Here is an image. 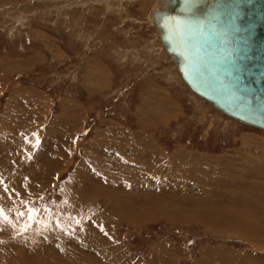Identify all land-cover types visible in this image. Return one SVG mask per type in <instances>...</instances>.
<instances>
[{
  "label": "rangeland",
  "instance_id": "rangeland-1",
  "mask_svg": "<svg viewBox=\"0 0 264 264\" xmlns=\"http://www.w3.org/2000/svg\"><path fill=\"white\" fill-rule=\"evenodd\" d=\"M155 2L0 0V264H264V129L199 99L159 57ZM141 134L169 153L154 182L174 181L137 187L151 219L101 173ZM181 152L194 155L172 162Z\"/></svg>",
  "mask_w": 264,
  "mask_h": 264
},
{
  "label": "water",
  "instance_id": "water-1",
  "mask_svg": "<svg viewBox=\"0 0 264 264\" xmlns=\"http://www.w3.org/2000/svg\"><path fill=\"white\" fill-rule=\"evenodd\" d=\"M157 21L191 88L264 128V0H173Z\"/></svg>",
  "mask_w": 264,
  "mask_h": 264
},
{
  "label": "bare ground",
  "instance_id": "bare-ground-1",
  "mask_svg": "<svg viewBox=\"0 0 264 264\" xmlns=\"http://www.w3.org/2000/svg\"><path fill=\"white\" fill-rule=\"evenodd\" d=\"M104 1V0H103ZM143 1H146V0H138V2L141 4ZM102 2V1H101ZM124 3V2H123ZM131 3V2H130ZM135 3V2H134ZM137 3V2H136ZM149 3V2H148ZM172 3H173V0H156V2H155V5L153 6V4H152V6H153V9L150 11V19L149 20H151L150 22H152L153 23V26L155 27V31H156V34H157V40H155L154 42H155V46H157L158 47V49L160 50L161 49V51H159L160 53H159V57H161V56H166V58H168V59H170V60H172L173 61V65H174V68H176V71H177V73H178V76H180V78L182 79V81L186 84V86L192 91V93H194L195 95H197L198 97H199V99H201L202 101H206V102H208V103H210L213 107H215L217 110H219V111H221L222 113H224L225 115H227V116H229L230 118H232V119H234V120H237V121H240V122H242V123H245V124H247V125H251V126H254V127H257V128H260V129H264L263 127H260V126H257V125H253V124H250V123H248V122H244V121H242V120H240V119H237L236 117H234V116H232V115H230L229 113H227V112H225L224 110H222V109H220L219 107H217L212 101H210V100H208V99H206L205 97H203V96H201V95H199L197 92H195L192 88H191V86L185 81V79L183 78V76H182V73H181V71H180V69H179V66H178V64H177V57H176V55H174L173 53H170L169 51H168V49H167V45H166V43H164V41L162 40V37H161V32H162V30H161V27H160V25L158 24V21H157V19H158V17H160L161 15H163V13L165 12V11H167L171 6H172ZM139 4V5H140ZM142 5H144V3L142 4ZM110 6H112V5H110ZM109 6V7H110ZM142 7V6H141ZM144 7V6H143ZM143 9V8H142ZM147 19V18H146ZM153 19H154V22H153ZM150 45V44H149ZM154 45V44H153ZM150 49V48H149ZM120 52V51H119ZM162 58V57H161ZM156 62V61H155ZM176 73V74H177ZM26 91V90H25ZM30 91V90H29ZM32 91V90H31ZM31 91H30V93H31ZM28 92V91H27ZM37 92V91H36ZM34 93V92H33ZM36 94V93H35ZM29 95V94H28ZM39 95V94H38ZM30 97V96H29ZM38 97V96H37ZM158 99H160V101L162 102V103H164L165 102V104L164 105H166V104H171L173 101L171 100V99H169V98H167V96L163 93V92H161V91H159V95L158 96H156ZM38 100V99H37ZM42 99H40V101H41ZM28 101H31V100H28ZM43 101V100H42ZM154 101H156V100H154ZM45 103V102H44ZM34 104V103H33ZM153 104V103H152ZM157 104V103H156ZM46 105V104H45ZM162 105V104H161ZM175 105H176V108L177 109H180V106L179 105H177V103L175 102ZM34 106H36V105H34ZM38 106V105H37ZM41 106H43V105H41ZM39 107V106H38ZM175 107V106H174ZM173 107V108H174ZM33 108V107H32ZM165 108V107H164ZM36 109H38V108H36ZM177 109H175V110H177ZM33 110V109H32ZM28 111V110H27ZM37 111V110H36ZM46 111V110H45ZM44 111V112H45ZM181 111V110H180ZM23 112V111H22ZM34 112V111H33ZM38 112H39V110H38ZM41 112H43V110L41 111ZM43 112V113H44ZM32 113V112H31ZM36 113V112H35ZM34 114V113H33ZM78 114V113H77ZM81 114V113H80ZM172 114V113H171ZM26 115V114H25ZM29 115V114H28ZM169 115V114H168ZM19 116V115H18ZM19 118V117H18ZM43 118V117H42ZM45 118V117H44ZM166 119V118H165ZM12 125V124H11ZM15 125V124H14ZM18 130V129H17ZM118 130V129H117ZM116 130V131H117ZM122 133V132H121ZM124 135V134H123ZM105 136V135H104ZM101 137V136H100ZM108 137V136H107ZM154 137V136H153ZM102 138V137H101ZM121 139V138H120ZM153 139V138H152ZM152 139H150V138H148V136H142L141 138H140V142H141V144H140V146H139V151H134V150H129L127 147L125 148V149H123V150H121L122 152H126V150L127 151H129V156H121V157H119V160H116L117 159V157H115V156H111L110 157V161H113V164L114 165H112L113 166V170H114V176H113V178H110V176H109V172L108 171H104V170H106L107 169V167H108V163L107 164H105L102 168H104L103 170H102V174H103V176L105 177V179H111L112 180V182H113V184L111 185V186H119L120 185V183L123 185V183L125 184V185H128V187L130 186V187H132V189H134L135 190V192L133 193V196L132 197H130V199H129V201L128 200H125V199H123L122 197L119 199V200H121V201H127V202H129V203H127V205L129 206L130 205V208H135L136 209V212H137V217H138V215H144L145 213H146V211H154L155 210V206H157V203H155L153 200H151V197H147L146 199L144 198V197H142V195H138V186H140V185H142V184H147V185H149V183L151 184L152 182L153 183H155V185L157 184V186H162V185H172V183H174V181H171L170 180V178H168V181L165 183V182H163V181H160V182H154V181H158V178L162 175L161 173H158L157 172V174H156V169H159V170H162V171H164V169L166 170V166H165V168H164V165H161V166H158V161L159 160H161V159H164L165 160V158H166V156L168 157L169 156V153L168 152H165L166 154H164V152L158 147V145L156 144V143H154V140H152ZM157 139V138H156ZM131 141H133V140H131ZM120 142H121V140H120ZM133 142H136L138 145H139V141H133ZM100 143H102V142H99L98 144L100 145ZM118 143V142H117ZM123 144H124V142H122ZM111 144V143H110ZM112 144H113V142H112ZM115 144H116V142H115ZM120 144V143H119ZM135 144V143H134ZM134 144H132V145H134ZM106 145V144H105ZM117 145V144H116ZM102 146V145H101ZM107 146V145H106ZM114 147V146H113ZM113 147H110L111 148V150H112V148ZM124 147H125V144H124ZM109 148V147H108ZM184 148V147H183ZM106 149V148H105ZM116 149V148H115ZM119 150V149H118ZM118 150H115V151H118ZM137 150V149H136ZM230 150V149H229ZM108 151V150H107ZM227 151V150H226ZM120 152V151H119ZM118 152V153H119ZM121 153V152H120ZM187 152H181V153H178V154H181V156L182 155H184V154H186ZM133 154H135V156L133 155ZM177 154V155H178ZM117 156V155H116ZM133 156H134V158H133ZM206 157H207V155H205ZM201 157V156H200ZM202 158V157H201ZM137 159V160H136ZM183 158L181 157V159L179 158V160H182ZM102 160V159H101ZM179 160H175V162H178ZM212 160V159H211ZM115 162V163H114ZM172 162H174V161H172ZM200 161H198V163H199ZM125 163V164H124ZM162 163V162H161ZM188 163H190V167H188V170H192L193 169V167H195V166H193L191 163V161L190 162H188ZM202 163V162H201ZM103 164V163H102ZM167 164V163H166ZM172 164V163H171ZM171 164H169L168 165V167L170 168V165ZM203 164V166L201 167V168H203L204 167V163H202ZM186 165V164H185ZM111 166V165H110ZM184 168H185V166H184ZM190 168H192V169H190ZM101 169V168H100ZM119 170H120V172H119ZM156 170V171H155ZM168 170V169H167ZM125 171H132V172H125ZM206 171V170H205ZM205 171H201V173H200V175L202 176V175H204L205 176ZM99 172V173H100ZM124 172V173H123ZM183 172V171H182ZM165 173V172H164ZM184 173H186V171L184 172ZM180 174V173H179ZM178 174V175H179ZM187 174V173H186ZM174 175H176V174H174ZM163 177L165 176L164 174L162 175ZM185 176V175H184ZM180 177H182V175L180 176ZM166 178H167V176H166ZM173 178V177H172ZM177 178V177H176ZM164 179V178H163ZM186 179H188V178H186ZM160 180V179H159ZM181 180H182V178H181ZM192 180V179H191ZM248 180V179H247ZM255 180V179H254ZM188 181V180H187ZM178 182V181H177ZM184 183V182H183ZM209 183V182H208ZM179 184V183H178ZM201 184V183H200ZM264 184V183H263ZM245 185V184H244ZM259 185H261V184H259ZM258 185V186H259ZM173 186H175V187H178V185H173ZM189 186V185H188ZM187 186V187H188ZM246 186V185H245ZM127 187V186H126ZM130 187H129V189H130ZM149 187V186H148ZM180 187H181V185H180ZM186 187V188H187ZM233 187V186H232ZM179 188V187H178ZM185 188V187H184ZM196 188V187H195ZM136 189H137V191H136ZM190 189V188H189ZM149 190V189H148ZM188 192H189V190H187ZM191 191V190H190ZM200 191V190H199ZM205 191V190H204ZM150 192V191H149ZM143 193V192H142ZM165 193H167V192H165ZM178 192H176V194H177ZM202 193H204V192H202ZM201 193V194H202ZM205 193H206V191H205ZM255 193V192H254ZM110 194L112 195V191H110ZM144 194V193H143ZM191 195L192 197H194V194H196L195 192L193 193V191L192 192H189V193H187V195ZM107 195H109V194H107ZM111 195H109V198H108V201H110L109 202V205L107 206V208L105 209V210H103V213H105V212H107L108 214H110V213H115L116 215H117V210H118V207H119V204L117 203V204H115V203H113L114 201H113V198H111ZM148 195V194H147ZM146 195V196H147ZM157 195V194H156ZM170 195V194H169ZM246 195V194H245ZM185 196V195H184ZM183 196V197H184ZM163 197V196H162ZM165 197V196H164ZM186 198V197H185ZM243 199V198H242ZM184 200V199H183ZM232 200V199H231ZM162 201H164V199L162 200ZM187 201H188V198H187ZM244 201V200H243ZM250 201V200H249ZM255 201V200H254ZM166 202V201H165ZM242 202V201H241ZM261 202V201H260ZM263 202V201H262ZM150 203V204H149ZM218 203V202H217ZM238 204V203H237ZM257 204V203H256ZM256 204L254 203V205L256 206ZM140 205H145L144 207H142V206H140ZM164 205V204H163ZM261 205H263L262 203H261ZM201 206V205H200ZM263 207V206H262ZM233 209V208H232ZM244 209V208H243ZM253 209V208H252ZM256 209H258V208H256ZM255 209V210H256ZM235 210V209H234ZM236 210H238V209H236ZM263 210V209H262ZM119 211H122L123 212V210H119ZM160 211V210H159ZM258 211V210H257ZM260 211V210H259ZM230 212V211H229ZM253 212V211H252ZM252 212H251V214H252ZM119 213V212H118ZM128 214H129V212H127ZM151 213H153V212H151ZM151 213H150V215H144V217H145V219L147 218V219H151L153 216H151ZM130 215V214H129ZM134 215V214H133ZM253 216V215H252ZM134 217V216H133ZM142 219V218H141ZM262 219V218H261ZM101 220V219H100ZM258 221V220H257ZM257 221H255L256 222V224H257ZM94 222V221H93ZM241 222V221H240ZM245 222V221H244ZM262 222V221H261ZM235 223V222H234ZM249 223V222H248ZM252 223V222H251ZM253 223H254V221H253ZM246 224V223H245ZM255 224V223H254ZM253 224V225H254ZM260 223L258 222V225H259ZM244 227V226H243ZM256 228H257V226H255ZM261 229H262V226H261ZM260 229V230H261ZM257 243H261V242H257ZM1 263V262H0Z\"/></svg>",
  "mask_w": 264,
  "mask_h": 264
},
{
  "label": "crops",
  "instance_id": "crops-1",
  "mask_svg": "<svg viewBox=\"0 0 264 264\" xmlns=\"http://www.w3.org/2000/svg\"><path fill=\"white\" fill-rule=\"evenodd\" d=\"M124 52V51H123ZM124 54H125V52H124ZM98 78V77H97ZM97 84L95 83V87H92V90H91V92L93 93V95H95V94H101V93H103V87H101V91L98 89V87H99V84H100V80H97ZM158 93V92H157ZM153 97V96H152ZM154 99L153 100H157L158 98L156 97V96H154L153 97ZM174 107V104L172 103V104H170V107H169V110L171 111V112H173V111H175V107ZM142 124H144V122H142ZM143 135L141 134V136L139 137V139L142 137ZM192 155H194V154H191V153H186V154H184V155H182L181 157L183 158V157H188V156H190V157H192ZM195 157H196V159H202V158H204V157H200L199 155H195ZM162 160V159H161ZM180 161V160H179ZM178 161V162H179ZM199 161V160H198ZM175 162V161H174ZM177 163V162H176ZM200 163V165H202L203 166V164L201 163V162H199ZM204 163V162H203ZM200 187H202V185H200Z\"/></svg>",
  "mask_w": 264,
  "mask_h": 264
},
{
  "label": "snow or ice",
  "instance_id": "snow-or-ice-1",
  "mask_svg": "<svg viewBox=\"0 0 264 264\" xmlns=\"http://www.w3.org/2000/svg\"><path fill=\"white\" fill-rule=\"evenodd\" d=\"M101 230L103 231V229L101 228Z\"/></svg>",
  "mask_w": 264,
  "mask_h": 264
}]
</instances>
